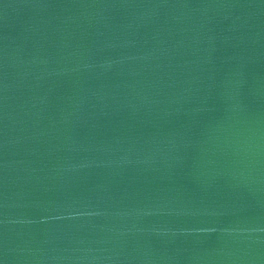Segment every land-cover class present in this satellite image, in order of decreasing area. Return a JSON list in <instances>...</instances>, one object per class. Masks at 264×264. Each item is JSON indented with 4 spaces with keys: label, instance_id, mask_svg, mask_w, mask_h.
Here are the masks:
<instances>
[{
    "label": "water",
    "instance_id": "95a60500",
    "mask_svg": "<svg viewBox=\"0 0 264 264\" xmlns=\"http://www.w3.org/2000/svg\"><path fill=\"white\" fill-rule=\"evenodd\" d=\"M0 264H264V0H0Z\"/></svg>",
    "mask_w": 264,
    "mask_h": 264
}]
</instances>
